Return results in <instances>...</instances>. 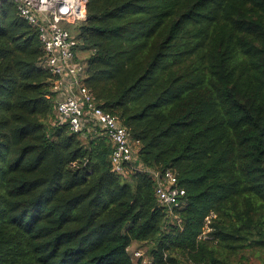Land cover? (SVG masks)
I'll use <instances>...</instances> for the list:
<instances>
[{
  "label": "trees",
  "instance_id": "obj_1",
  "mask_svg": "<svg viewBox=\"0 0 264 264\" xmlns=\"http://www.w3.org/2000/svg\"><path fill=\"white\" fill-rule=\"evenodd\" d=\"M85 15L69 28L83 84L133 169L57 124L39 31L0 0V264L263 258L264 0H87ZM143 169L170 170L184 207L160 205Z\"/></svg>",
  "mask_w": 264,
  "mask_h": 264
},
{
  "label": "built area",
  "instance_id": "obj_2",
  "mask_svg": "<svg viewBox=\"0 0 264 264\" xmlns=\"http://www.w3.org/2000/svg\"><path fill=\"white\" fill-rule=\"evenodd\" d=\"M19 16L39 31L44 49L43 65L53 77L52 92L55 95L57 124H67L70 132L85 136H103L111 144L109 156L111 171L125 175L132 170L136 160L135 151L126 129L118 119L99 108L89 90L84 86V64L77 58V40L71 30L85 21L87 0H10ZM152 176L154 193L160 205L170 210H181L185 205V190L180 188L176 176L170 170L143 169ZM209 218L200 236L204 239ZM130 251V250H128ZM140 250L130 251L131 260L138 263ZM142 264L146 263L143 259Z\"/></svg>",
  "mask_w": 264,
  "mask_h": 264
},
{
  "label": "rangeland",
  "instance_id": "obj_3",
  "mask_svg": "<svg viewBox=\"0 0 264 264\" xmlns=\"http://www.w3.org/2000/svg\"><path fill=\"white\" fill-rule=\"evenodd\" d=\"M141 249L142 251H144L146 249V247L144 246H139V244H133L132 247L130 248V251L132 250H138ZM129 251V253H130ZM260 254L257 255H245L244 257H246V260L241 262V264H264V257L261 258L259 256ZM146 260V259H145Z\"/></svg>",
  "mask_w": 264,
  "mask_h": 264
},
{
  "label": "crops",
  "instance_id": "obj_4",
  "mask_svg": "<svg viewBox=\"0 0 264 264\" xmlns=\"http://www.w3.org/2000/svg\"><path fill=\"white\" fill-rule=\"evenodd\" d=\"M85 137V136H84Z\"/></svg>",
  "mask_w": 264,
  "mask_h": 264
}]
</instances>
